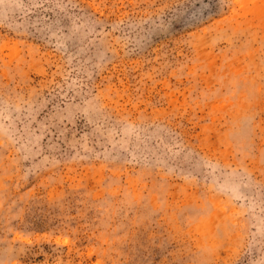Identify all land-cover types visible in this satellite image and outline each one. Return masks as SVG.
Returning <instances> with one entry per match:
<instances>
[{"label":"rangeland","instance_id":"374dc122","mask_svg":"<svg viewBox=\"0 0 264 264\" xmlns=\"http://www.w3.org/2000/svg\"><path fill=\"white\" fill-rule=\"evenodd\" d=\"M0 264H264V0H0Z\"/></svg>","mask_w":264,"mask_h":264}]
</instances>
